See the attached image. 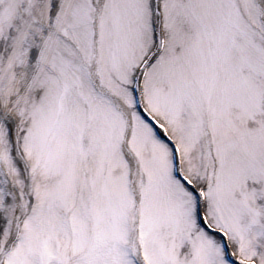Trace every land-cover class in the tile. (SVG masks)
I'll return each mask as SVG.
<instances>
[{"label": "snow or ice", "instance_id": "6c2138e0", "mask_svg": "<svg viewBox=\"0 0 264 264\" xmlns=\"http://www.w3.org/2000/svg\"><path fill=\"white\" fill-rule=\"evenodd\" d=\"M0 264H264V0H0Z\"/></svg>", "mask_w": 264, "mask_h": 264}]
</instances>
